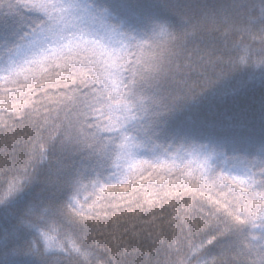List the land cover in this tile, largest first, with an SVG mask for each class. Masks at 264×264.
Listing matches in <instances>:
<instances>
[{
  "label": "snow or ice",
  "instance_id": "1",
  "mask_svg": "<svg viewBox=\"0 0 264 264\" xmlns=\"http://www.w3.org/2000/svg\"><path fill=\"white\" fill-rule=\"evenodd\" d=\"M257 40L264 0H0V133L15 146L44 109L0 184V264H93L89 225L139 215L113 194L142 191L210 210L208 238L179 255L173 237L160 264H264Z\"/></svg>",
  "mask_w": 264,
  "mask_h": 264
},
{
  "label": "trees",
  "instance_id": "2",
  "mask_svg": "<svg viewBox=\"0 0 264 264\" xmlns=\"http://www.w3.org/2000/svg\"><path fill=\"white\" fill-rule=\"evenodd\" d=\"M200 2L211 4L216 0H200ZM246 42H251L250 38H246ZM252 47L258 52L264 45H261L257 40L252 42ZM258 99L259 95L257 94ZM54 115L55 113H53ZM60 116L63 119V113ZM43 119L44 109L41 108L39 117L32 116L25 119L22 124L15 125V137L18 141L15 146L11 134L0 133V184L15 174L17 165L22 167L27 162L25 155L27 141L29 136L35 134L33 123H42ZM159 187L160 185L157 183L148 191L153 192ZM113 195L124 196L129 201H133L135 198L132 206L139 211V215H128L117 224H113L109 218L107 221L102 219L99 227L89 225L84 243L94 250L93 264H160L168 255L167 246L173 237L180 246L179 255L188 253L189 243L199 244L208 238L206 232L209 225L205 221L209 218L210 210L207 207L202 209L197 204L188 213H185L184 205L177 201L171 207L165 203L163 207L157 205L155 208L149 209V206L144 203L148 192ZM137 203L143 204V209H137ZM105 223H107V228L104 227ZM215 223L216 221L213 219L211 224ZM113 234L117 237V241H120L119 247H117V242L111 239ZM161 239L164 240L163 245L159 243ZM125 247L129 249L127 254L124 253ZM218 252V245L212 248L213 254ZM176 255L174 253L173 258ZM191 264H196V261L192 260Z\"/></svg>",
  "mask_w": 264,
  "mask_h": 264
}]
</instances>
